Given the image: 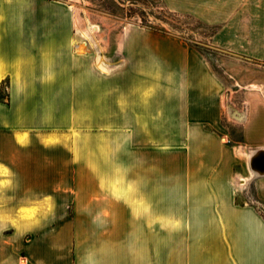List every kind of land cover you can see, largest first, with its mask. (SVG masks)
Masks as SVG:
<instances>
[{
    "label": "crops",
    "instance_id": "0c3cea01",
    "mask_svg": "<svg viewBox=\"0 0 264 264\" xmlns=\"http://www.w3.org/2000/svg\"><path fill=\"white\" fill-rule=\"evenodd\" d=\"M161 2L222 26L230 80L175 37L100 45L67 0H0V264H264V0Z\"/></svg>",
    "mask_w": 264,
    "mask_h": 264
},
{
    "label": "rangeland",
    "instance_id": "374dc122",
    "mask_svg": "<svg viewBox=\"0 0 264 264\" xmlns=\"http://www.w3.org/2000/svg\"><path fill=\"white\" fill-rule=\"evenodd\" d=\"M67 1H69L73 6L77 24L81 26L83 32L84 23L78 19V11L76 10L77 7L80 8L81 15L88 21L89 24L99 28L100 31L98 33L90 36L97 35V41L100 45L105 43L106 40L104 37L108 32L114 33L113 35L117 36L119 33L129 29H146L159 34L169 35L181 40L185 45L198 50L205 57V59L209 60L211 66L217 74L224 79L230 80L223 70L224 51L218 49L213 41V36L217 34L222 26L205 24L192 17L169 12L161 0ZM102 33L103 36L101 35ZM93 41L95 42L96 38H93ZM104 53L107 54V51ZM1 97L2 99L5 98L4 88L3 91H1ZM224 100L223 102L228 103L227 98H224ZM78 129V126L74 128L77 132L79 131ZM231 135L234 140L239 141V133L236 127L231 131ZM224 140L226 141V139ZM202 170V167L196 168L195 181L208 179L207 171L204 173ZM152 173L154 175L155 172L153 171ZM178 178L180 181L177 183L176 166L169 165L166 175V189L187 190L192 188L193 185L190 182L192 181L191 170L187 171V168L185 167L184 171ZM238 179L240 178H237L236 182ZM194 189H199L198 183L194 184Z\"/></svg>",
    "mask_w": 264,
    "mask_h": 264
},
{
    "label": "bare ground",
    "instance_id": "6f19581e",
    "mask_svg": "<svg viewBox=\"0 0 264 264\" xmlns=\"http://www.w3.org/2000/svg\"><path fill=\"white\" fill-rule=\"evenodd\" d=\"M76 10L78 11V19H79V21L84 23V25H83L84 26V33H86L87 35L90 36V35H93V34L98 33L100 31L97 26H93V25L89 24L88 21L81 15L80 8L77 7ZM225 106H226V104H225ZM253 167H254V173L255 174H262L264 172V167L263 166L259 167V165L256 164Z\"/></svg>",
    "mask_w": 264,
    "mask_h": 264
},
{
    "label": "trees",
    "instance_id": "16d2710c",
    "mask_svg": "<svg viewBox=\"0 0 264 264\" xmlns=\"http://www.w3.org/2000/svg\"><path fill=\"white\" fill-rule=\"evenodd\" d=\"M2 98V97H1Z\"/></svg>",
    "mask_w": 264,
    "mask_h": 264
}]
</instances>
